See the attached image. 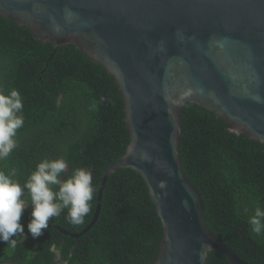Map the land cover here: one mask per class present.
I'll return each mask as SVG.
<instances>
[{
    "label": "trees",
    "instance_id": "1",
    "mask_svg": "<svg viewBox=\"0 0 264 264\" xmlns=\"http://www.w3.org/2000/svg\"><path fill=\"white\" fill-rule=\"evenodd\" d=\"M0 88L22 97L24 125L17 147L0 170L15 171L23 185L45 157L63 156L74 167L91 169L94 198L84 223L73 225L66 210L33 238L24 209V234L15 248L0 241V264H147L162 240V226L142 177L131 168L110 174L102 190L96 221H91L101 176L120 157L130 136L124 103L115 79L71 44L54 49L28 27L0 15ZM178 150L185 176L198 189L206 226L245 261L264 264V234L251 232L247 216L264 208V145L201 106L186 102ZM247 209V212L245 210ZM206 264H230L218 250Z\"/></svg>",
    "mask_w": 264,
    "mask_h": 264
},
{
    "label": "water",
    "instance_id": "2",
    "mask_svg": "<svg viewBox=\"0 0 264 264\" xmlns=\"http://www.w3.org/2000/svg\"><path fill=\"white\" fill-rule=\"evenodd\" d=\"M0 15L54 49L75 46L115 79L130 140L101 176L131 168L145 182L163 234L147 264H206L212 250L251 264L205 224L178 144L194 103L264 145V0H0Z\"/></svg>",
    "mask_w": 264,
    "mask_h": 264
},
{
    "label": "clouds",
    "instance_id": "3",
    "mask_svg": "<svg viewBox=\"0 0 264 264\" xmlns=\"http://www.w3.org/2000/svg\"><path fill=\"white\" fill-rule=\"evenodd\" d=\"M23 107L17 89L5 93L0 88V161L17 147V130L24 125ZM94 192L91 169L80 166L69 172V163L63 156L41 159L23 185L15 178L14 170H0V241L16 247L15 237L24 234L21 215L29 204L32 210L27 228L34 239L49 227L50 219L65 210L69 223L83 224L92 210ZM247 223L252 233L264 234V208L256 206L247 216Z\"/></svg>",
    "mask_w": 264,
    "mask_h": 264
}]
</instances>
